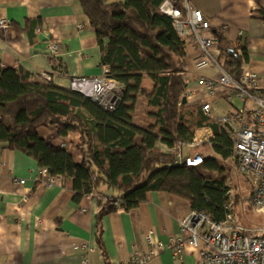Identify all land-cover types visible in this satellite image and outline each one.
<instances>
[{
	"label": "trees",
	"instance_id": "obj_1",
	"mask_svg": "<svg viewBox=\"0 0 264 264\" xmlns=\"http://www.w3.org/2000/svg\"><path fill=\"white\" fill-rule=\"evenodd\" d=\"M163 1L80 0L82 13L96 34L102 65L109 70L107 78L122 87L111 111L72 86L62 87L22 68L6 69L0 62V146L34 159L51 176L72 179L76 202L101 186L119 192V197L107 200L98 195L102 205L98 222L117 209L110 200H119L125 212H132L147 201L149 192L158 191L186 201L192 211L217 223L225 222L230 214V172L224 163L235 160L234 139L227 126H218L199 108H188V43L177 32L174 20L160 10ZM182 5L178 0L179 8ZM260 14L264 21V10ZM211 36L221 50L222 66L240 80L249 61L247 47H235L223 31ZM51 60L55 70L63 69L55 57ZM146 77L153 82L151 93L142 88ZM142 96L147 109L144 126H139L134 117ZM187 111L198 117L196 124H191ZM43 124L56 127L60 137L80 132L82 163L41 138L37 128ZM203 127L214 133L215 155H203L202 165H177L174 153L157 148L158 143L170 149L187 145ZM97 243L107 258L101 231Z\"/></svg>",
	"mask_w": 264,
	"mask_h": 264
},
{
	"label": "crops",
	"instance_id": "obj_2",
	"mask_svg": "<svg viewBox=\"0 0 264 264\" xmlns=\"http://www.w3.org/2000/svg\"><path fill=\"white\" fill-rule=\"evenodd\" d=\"M106 1L124 3L126 0ZM189 2L210 21L211 34L223 31L235 47H247L249 61L245 69L251 68L259 74L264 89V21L260 14L264 0ZM2 21L5 22L0 25L3 68H22L62 87H71L75 78L107 77L109 70L102 65L96 34L82 13L80 0H0ZM51 43L58 45L55 58L61 70L53 66L48 51ZM187 50V106L203 112L202 106L210 103L215 113L223 115L241 108L242 105L234 104V99L227 101L225 90L219 89L215 96H210L200 87L202 75L216 80L220 73L215 67L198 71L194 61L201 57V51L194 45H188ZM211 56L220 63L223 61L217 45ZM142 88L151 93L153 82L146 77ZM136 107L134 123L144 126L145 97L138 99ZM37 133L66 149L76 163H82L80 132L60 137L56 127L43 124L38 126ZM203 133L214 134L210 127H203L195 131V136ZM204 144L205 153L198 148ZM157 148L165 154L174 153V149L162 143ZM184 152L185 157L195 153L215 155L211 143H198ZM41 170L34 159L7 145L0 146V264H80L86 252L92 264H128L133 252L149 251L148 237L153 242L169 244L172 238L180 236L179 220L192 212L186 201L158 191L149 192L147 201L136 210L116 209L98 222L102 209L98 195L119 197V192L101 186L76 202L72 179L58 176L59 182L46 188L39 182ZM20 180L26 183L21 185ZM100 231L107 258L97 243ZM200 260L199 250L187 243L182 260L175 259L171 250H165L148 264H198Z\"/></svg>",
	"mask_w": 264,
	"mask_h": 264
},
{
	"label": "built area",
	"instance_id": "obj_3",
	"mask_svg": "<svg viewBox=\"0 0 264 264\" xmlns=\"http://www.w3.org/2000/svg\"><path fill=\"white\" fill-rule=\"evenodd\" d=\"M182 7L179 8L178 0H164L160 10L174 20L177 32L187 40L188 45H194L201 51V57L194 61L196 69H218L219 78L215 80L202 75L200 87L210 96H215L219 89L225 90L228 102H231L233 96H237L242 102L243 106L230 115L215 113L210 103L204 104L202 111L215 124L227 126L231 131L237 172L252 187L253 206L264 209V89L259 74L247 68L240 80L233 78L219 60L211 56L215 43L210 35V21L201 10L194 8L189 0H183ZM0 25H5V22H0ZM48 51L53 56L57 55L58 45L51 43ZM226 60L231 59L227 57ZM72 88L110 111L116 106L117 95L122 91L117 82L106 80L104 77L91 80L75 79ZM209 134L194 135L190 146L212 143L214 134ZM203 163L204 156L200 153H195L192 157H185L182 152L177 155L176 164L180 166L194 167ZM39 182L46 188H51L59 182V177L41 170ZM25 183L26 180H20L21 185ZM101 198L107 200L109 197L102 194ZM110 201L118 211H125L119 200ZM229 210L230 214L222 223L210 220L202 212L192 211L179 220L180 236L172 238L169 244L153 242L148 237L149 251L133 252L128 264H148L165 250H171L175 259L182 260L187 243L199 250L201 260L198 264H264V230L262 235L247 233L233 221L230 207ZM80 264H92L87 252L82 255Z\"/></svg>",
	"mask_w": 264,
	"mask_h": 264
},
{
	"label": "rangeland",
	"instance_id": "obj_4",
	"mask_svg": "<svg viewBox=\"0 0 264 264\" xmlns=\"http://www.w3.org/2000/svg\"><path fill=\"white\" fill-rule=\"evenodd\" d=\"M210 35H211V31H210ZM51 56L55 57L56 55L55 56L51 55ZM104 78L106 80H112L105 76ZM45 79L49 80L48 78H45ZM75 79H82V78H75ZM232 99H234L235 105L243 106L242 102L237 96H233ZM186 113H188L189 115L191 111L190 112L187 111ZM190 121H191V124H196L198 122V117L192 115V118ZM190 144L191 143L184 145V146L177 145V147L172 152H174L175 156H177L178 153L182 151L183 153H185L184 151L194 148L190 146ZM205 150L206 149L204 147L199 149V151L203 153H205ZM224 164L229 169V172H230L229 173L230 176L227 181V187L229 189L228 195L230 198V204H231L230 208L232 212L233 221L238 226L243 228L247 233L254 234V235H262V231L264 230V209H258L253 206L252 200H251L252 199L251 185L248 184V182H246V179L242 175L238 174L237 169H236L235 160L228 161Z\"/></svg>",
	"mask_w": 264,
	"mask_h": 264
}]
</instances>
